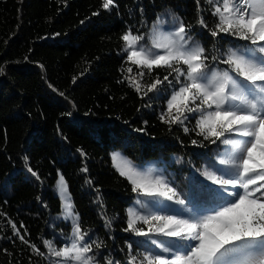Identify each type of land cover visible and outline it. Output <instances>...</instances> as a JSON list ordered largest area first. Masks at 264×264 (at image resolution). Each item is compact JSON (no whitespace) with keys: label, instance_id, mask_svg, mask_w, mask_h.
I'll list each match as a JSON object with an SVG mask.
<instances>
[{"label":"trees","instance_id":"trees-1","mask_svg":"<svg viewBox=\"0 0 264 264\" xmlns=\"http://www.w3.org/2000/svg\"><path fill=\"white\" fill-rule=\"evenodd\" d=\"M114 2L106 11L102 0H0V264H56L43 242L52 241L59 250L71 234L53 193L61 174L82 231L102 242L98 250L93 246L96 259L102 264L104 258L119 264H128L130 255L139 259L141 241L123 231L135 194L112 167L111 153L119 151L137 166L155 162L174 176L180 169L191 177L205 160L217 157L215 145L191 131L195 119L185 121L188 133L159 119L172 89L141 98L129 86L125 77L146 86L157 74L162 78L164 69L151 76L144 69L141 80V69L121 54L120 37L129 28L146 36L157 16H175L191 25L192 39L207 54L235 51L238 40L220 33L214 47L208 29L197 23L203 15L214 27L204 0L200 11L196 0ZM222 203L205 192L198 210L207 215ZM9 221L44 255L14 236Z\"/></svg>","mask_w":264,"mask_h":264},{"label":"snow or ice","instance_id":"snow-or-ice-1","mask_svg":"<svg viewBox=\"0 0 264 264\" xmlns=\"http://www.w3.org/2000/svg\"><path fill=\"white\" fill-rule=\"evenodd\" d=\"M201 2L196 0L198 11ZM204 3L210 6L214 27H209L203 15L197 23L208 29L214 47L220 33L248 43L235 45V51L229 48L226 53L210 55L205 46L192 42L191 25L186 26L181 18L173 16L172 28L164 35L163 25L167 21L157 16L154 31L161 29L157 39L151 40L149 46L144 34L129 28L120 37L124 42L121 54L126 53V62L141 69L138 73L141 80L146 75L144 69L149 76L154 69H164L162 78L157 74L145 86L146 91H142L135 77L125 79L141 98L148 92L159 96L172 89L166 100L167 111H162L159 119L170 126L183 127L185 133L190 131L185 121L195 119L191 131L216 145L218 164L197 171L213 185H219L212 188L201 182L205 192L224 203L212 208L210 214L201 215L197 207L186 206L189 198H182L162 174L146 179L132 166L125 171L117 165L120 175L132 184L131 190L146 198L135 200L138 209L126 210L127 227L123 231L145 237L142 243L155 246L139 254V260L137 255H130L128 264H264V0H204ZM115 7L114 0H102L104 10ZM141 40L145 44L137 47ZM214 65L227 68L217 69ZM127 72L131 74L132 68L128 67ZM193 113L199 114L198 118L190 115ZM192 143L204 147L196 140ZM221 145L225 146L223 151ZM117 157L118 154H113L112 159L115 161ZM28 171L39 179L30 167ZM81 171L86 172L87 168ZM57 186L62 208L71 218L70 243L57 250L52 241L45 240L44 246L51 256L60 258L56 264H102L93 251V246L98 250L102 242L97 243L82 231L79 213L73 212V206L64 200L70 194L62 174ZM165 200L178 207L164 203ZM182 213H187V218H181ZM11 226L14 236L37 255H44L25 239L26 233L21 235L15 224ZM105 226L110 228V221ZM128 248L131 252L132 245ZM104 261L119 264L110 258Z\"/></svg>","mask_w":264,"mask_h":264},{"label":"rangeland","instance_id":"rangeland-1","mask_svg":"<svg viewBox=\"0 0 264 264\" xmlns=\"http://www.w3.org/2000/svg\"><path fill=\"white\" fill-rule=\"evenodd\" d=\"M164 16L168 17L169 15L167 14V15H164ZM164 20L167 21V23H165L163 25V34L166 35L168 33V31H170L171 28H172V23H171L172 18L168 17V18H164ZM159 34H161V29L160 28H156L155 31H154V23H153L151 25V27L148 29L147 35L145 36L146 40L149 41V46H150L151 40L157 39ZM192 42L195 43L197 41L192 39ZM246 43H248V42L239 41L238 40L236 42V45H244ZM144 44H145V41L141 40V41H139L137 47H139L141 45H144ZM153 51H162V50L161 49H153ZM139 71H141V70H139ZM230 74L234 75V73H230ZM141 86H142V90L146 89V87L144 85L141 84ZM166 111H167V108H166ZM174 112H175V109H173V113ZM186 115H187V113H186ZM190 115L191 116H196L198 118L199 114L193 113V114H190ZM237 139H243V138L237 137ZM224 147L225 146H223V148H221L220 150L223 151ZM215 148H216V145H215ZM113 154H118V157H117V159L115 161L112 159ZM110 160H111L112 167L117 171V173L119 175H120V173L117 170V167H116L117 165H119L120 168L124 169L125 171H127L128 166H132V167H134L135 169H137L141 173L142 177H144L146 179H154L156 176L162 174L166 178V180L170 182V185L175 187V189H176V191L178 193L182 194V198L184 196H187L189 198V199H186V201H185L186 206L189 207V208H192L193 206H195V207H197V209H199L198 206L201 205V203L204 201V195H205V191H204V189H203V187L201 185V182H203L204 185H209L208 182H211V181L207 180L204 176H202L199 171L193 172V175L191 177V175H189V174L186 175V173H183V171L179 169V171H178L179 175L178 176L177 175L174 176L172 174V172H174V171H169V172L167 171L166 172V170H165L163 165L155 163V162L149 163L146 166H137L135 163L131 162L127 157H125L119 151L112 152L111 155H110ZM213 164H218V157L215 158V161H210V163H209L208 160H205L202 163V165L200 166V168H198V169L211 168ZM122 177H124V176H122ZM57 181H58V179H57ZM57 181H56L55 186L53 188V193H54V195L56 197H58V199H59V201L61 203V214H60L59 217L64 222H67V223H69L71 225V218L68 217L67 212L65 210H63V208H62V201H61V198H60V194L58 192ZM130 185L132 186L131 183H130ZM213 186H214V188H218L219 187V185H213ZM213 186H211V187H213ZM229 189L231 190L230 186H229ZM241 191H242V189H241ZM134 194H135L134 200L131 203L129 208L138 209L139 206H137L135 204V200L136 199L144 200L146 198L142 197V196L138 197L137 193H135V192H134ZM229 199H231V198H229ZM64 200H65V202L71 204L69 195H65L64 196ZM164 203L172 204L173 207H178L172 201H166L165 200ZM199 213L201 215H203L201 212H199ZM187 216H188L187 213H182L181 214V218H187ZM145 230H147V229H145ZM138 238L141 241V243H140V248H141L140 253H144L146 251H150L152 248L155 247L154 245H151L150 242L149 243H142V241H145V239H146L145 237H138ZM69 243L70 242L68 240V242L66 243V246H68ZM165 255H167V254H165ZM56 258L57 257H54V259H56ZM59 259L60 258H57L56 261H58ZM139 259H140V255H139Z\"/></svg>","mask_w":264,"mask_h":264}]
</instances>
